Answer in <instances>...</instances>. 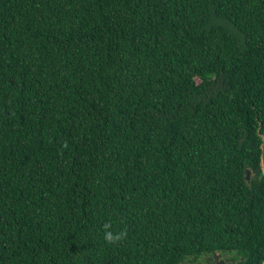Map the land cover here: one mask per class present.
<instances>
[{
    "label": "trees",
    "instance_id": "obj_1",
    "mask_svg": "<svg viewBox=\"0 0 264 264\" xmlns=\"http://www.w3.org/2000/svg\"><path fill=\"white\" fill-rule=\"evenodd\" d=\"M263 133L264 0H0V264H261Z\"/></svg>",
    "mask_w": 264,
    "mask_h": 264
},
{
    "label": "water",
    "instance_id": "obj_2",
    "mask_svg": "<svg viewBox=\"0 0 264 264\" xmlns=\"http://www.w3.org/2000/svg\"><path fill=\"white\" fill-rule=\"evenodd\" d=\"M261 148H262V153H261V167H262V171L264 173V133L262 134V144H261ZM252 177V172L250 169L246 170V178L248 181L251 180ZM220 256H222L220 253H215L214 257L217 260V264H224L226 261L225 260H221L219 261ZM219 261V262H218ZM261 264H264V260L262 261Z\"/></svg>",
    "mask_w": 264,
    "mask_h": 264
},
{
    "label": "clouds",
    "instance_id": "obj_3",
    "mask_svg": "<svg viewBox=\"0 0 264 264\" xmlns=\"http://www.w3.org/2000/svg\"><path fill=\"white\" fill-rule=\"evenodd\" d=\"M108 228H109V225L106 224L105 225L106 231H105L104 239L106 240V242H108L110 244L122 240L127 235L126 231L114 235L111 231L107 230Z\"/></svg>",
    "mask_w": 264,
    "mask_h": 264
},
{
    "label": "rangeland",
    "instance_id": "obj_4",
    "mask_svg": "<svg viewBox=\"0 0 264 264\" xmlns=\"http://www.w3.org/2000/svg\"><path fill=\"white\" fill-rule=\"evenodd\" d=\"M226 257H228V256H220L219 261H221V260L226 261ZM207 260L209 261V264H217V260H213L210 256H207ZM215 261H216V263H215ZM227 262L228 261H226L224 264H227Z\"/></svg>",
    "mask_w": 264,
    "mask_h": 264
},
{
    "label": "flooded vegetation",
    "instance_id": "obj_5",
    "mask_svg": "<svg viewBox=\"0 0 264 264\" xmlns=\"http://www.w3.org/2000/svg\"><path fill=\"white\" fill-rule=\"evenodd\" d=\"M228 259H226V261H227Z\"/></svg>",
    "mask_w": 264,
    "mask_h": 264
},
{
    "label": "bare ground",
    "instance_id": "obj_6",
    "mask_svg": "<svg viewBox=\"0 0 264 264\" xmlns=\"http://www.w3.org/2000/svg\"><path fill=\"white\" fill-rule=\"evenodd\" d=\"M246 176V175H245Z\"/></svg>",
    "mask_w": 264,
    "mask_h": 264
}]
</instances>
